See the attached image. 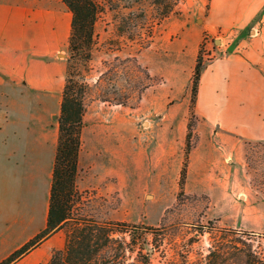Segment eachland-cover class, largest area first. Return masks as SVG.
I'll return each instance as SVG.
<instances>
[{"label":"rangeland","instance_id":"1","mask_svg":"<svg viewBox=\"0 0 264 264\" xmlns=\"http://www.w3.org/2000/svg\"><path fill=\"white\" fill-rule=\"evenodd\" d=\"M208 1L178 0L174 12L154 23L158 19L154 0H101L90 58L70 54L66 46L58 53L89 86L77 179L81 194L74 213L151 227L139 241L143 253L150 251V264H178L183 258L186 264H202L215 228L255 232L264 247L263 141L240 140L241 169L232 174L220 166L215 169L218 176L209 169L203 181L196 173L202 162L199 154L191 186L200 183L209 193L187 192V173L181 181L186 145L191 151L199 139L200 117L195 108L191 115L194 66L191 75L179 74L172 53L182 24L195 23L196 16L200 23ZM139 11L151 31L132 27L133 37L120 31L123 16ZM205 30L198 47L203 64L213 57L216 45L213 26ZM194 39L188 34V42ZM209 130L202 126L200 133L210 135ZM226 144L231 158L230 142ZM131 230L135 236L143 232Z\"/></svg>","mask_w":264,"mask_h":264},{"label":"crops","instance_id":"2","mask_svg":"<svg viewBox=\"0 0 264 264\" xmlns=\"http://www.w3.org/2000/svg\"><path fill=\"white\" fill-rule=\"evenodd\" d=\"M208 2L200 23L196 16L195 23L182 24L172 53L176 71L191 75L201 32L213 26L216 45L201 69L199 139L189 152L185 181V190L198 194L206 190L191 186L199 154L196 173L203 181L209 169L215 176L220 166L232 174L241 169V141L264 142V0ZM70 20L60 0H0V261L47 224L67 68L58 53L67 47ZM190 33L193 42L187 41ZM202 126L211 134L201 135ZM63 243L58 229L12 264H46Z\"/></svg>","mask_w":264,"mask_h":264},{"label":"trees","instance_id":"3","mask_svg":"<svg viewBox=\"0 0 264 264\" xmlns=\"http://www.w3.org/2000/svg\"><path fill=\"white\" fill-rule=\"evenodd\" d=\"M60 1L71 13L67 48L70 54L89 59L95 36V22L102 10L101 0ZM177 2L178 0H154L158 17L154 23H159L161 19L174 12ZM144 19L143 11L130 12L123 16V21L118 27L120 31H128L130 37H133L136 34V27L151 31L152 25L146 24ZM132 27H135L134 30H130ZM202 66L203 56L199 50L191 77L193 108L191 115L195 113ZM88 87L80 71L67 67L58 116L59 134L46 227L1 260L0 264H12L51 233L63 228H65L63 246L52 251L46 264H150V251L143 253L144 246L139 241L143 239V233L151 227H138L125 221H101L87 215L77 216L74 213L75 203L81 194L77 187V179L80 171L82 131L85 125L84 97ZM192 125L189 122L188 128ZM187 137H190V133ZM189 152L187 143L185 149L187 156L180 171L183 182L187 173ZM131 227L142 228V234L135 236ZM215 230L216 234L212 236L213 241L202 264H264V247L257 240L255 232L235 228ZM178 264H186V259L183 258Z\"/></svg>","mask_w":264,"mask_h":264}]
</instances>
